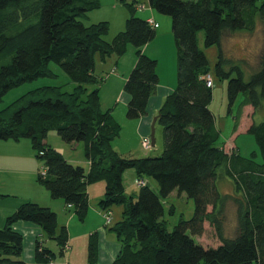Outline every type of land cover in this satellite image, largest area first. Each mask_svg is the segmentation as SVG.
Listing matches in <instances>:
<instances>
[{
  "label": "trees",
  "instance_id": "trees-1",
  "mask_svg": "<svg viewBox=\"0 0 264 264\" xmlns=\"http://www.w3.org/2000/svg\"><path fill=\"white\" fill-rule=\"evenodd\" d=\"M120 2L130 18L125 30L108 42V22H84L101 8V0H0V103L11 90L52 77L51 63L76 84L73 92L59 87L37 89L0 112V142L30 140L46 168L37 182L53 200H63L80 221L89 212V186L105 182V197L100 202L103 213L123 207L121 220L107 227L121 246L112 264H264V117L247 128L263 162L226 151L219 143L221 132L210 109L213 89L206 83L212 75L210 63L198 44V35L204 32L206 48L219 47L215 73L228 80L230 107L240 95L245 97L239 118L245 107L255 114L264 113V47L258 70L248 81L222 47L226 35L252 33L259 22L264 23V2L258 6V0H149L153 10L172 19L178 86L158 115L157 124L165 136L162 155L143 159L125 158L115 150L113 143L121 126L111 111L103 110L100 90H89L98 82L96 57L103 61L113 55L122 57L129 45L136 48L138 60L124 87L130 98L128 119L146 115L159 85L158 62L142 51L156 38L157 30L148 19L136 16L137 1ZM51 132L67 144H84L88 171L72 165L46 143ZM128 170H134L137 178L153 179L159 191L148 185L137 196L127 195L124 174ZM222 178L232 184L239 206L234 238L223 235ZM175 192L194 200L195 214L191 220L182 218L169 231L163 220L164 201ZM18 222L39 226L44 236L56 241L61 256L68 251L69 231L67 227L59 231L57 214L27 202L0 227V264H28L22 259L24 237L14 230ZM207 223L220 237L218 247H205L196 240L205 233ZM56 258L37 238L36 262L53 264ZM88 258L89 264H98L97 233L90 238Z\"/></svg>",
  "mask_w": 264,
  "mask_h": 264
},
{
  "label": "rangeland",
  "instance_id": "rangeland-1",
  "mask_svg": "<svg viewBox=\"0 0 264 264\" xmlns=\"http://www.w3.org/2000/svg\"><path fill=\"white\" fill-rule=\"evenodd\" d=\"M102 1V0H101ZM133 0H127V2L131 3ZM139 5H143L147 3L146 0H136ZM146 1V2H145ZM264 0H258L257 5L260 6ZM140 7V6H139ZM122 15V17H121ZM164 21H168V30L170 24V30L172 31V19L168 16H164L159 14ZM136 16L146 20L145 13L140 9L137 10ZM130 18V12L128 9L118 0L116 10L112 7V4H109L105 1L101 2V8L89 15L87 19L84 20L85 24H97L100 22H108L110 24V31L106 37L108 42H111L114 37L123 32L126 28V21ZM167 26L163 24L162 28L165 29ZM159 31V29H157ZM160 48H155L154 52L160 53L163 57H161V67L164 69L167 67L169 55L173 53V50L169 51L168 43L160 42ZM198 44L201 51H203L210 63V68L212 72V78L214 82L213 89V98L210 105V109L215 115L217 126L221 132L220 144L224 145L227 152L230 154L238 153L244 158H255L258 162H263L261 153L257 146L255 137L252 134L247 132V128L255 122L259 124L262 122L264 117V113L253 112V109L250 107H245L241 117L239 118L240 113V105L244 100V95H240L236 101V103L230 107V102L228 98V80H221L216 76L215 70L216 65L220 59V49L218 46H213L211 48H206L205 46V34L204 32L199 33L198 35ZM223 50L226 53V57L233 59V61L238 65L241 70L244 72L245 79L248 81L252 74H254L258 70L259 66V57L262 53L264 47V23L259 22L257 28L254 32H241L235 35H226L223 41ZM136 48L133 45L128 46V50L126 54L122 57L113 56V63L117 60L124 63L129 58L133 57L136 54ZM147 55V54H146ZM111 61V60H109ZM107 63H111V62ZM178 62V56H177ZM169 65V64H168ZM232 66H229L227 70H230ZM50 71L52 72V77H42L35 81L28 82L23 84L22 86L11 90L0 103V112L9 108L12 104L17 102L23 96L28 93L35 91L37 89H42L45 87H59L64 92H73L76 84L70 79V77L62 70L61 67L56 65L55 63H51L49 66ZM94 72L98 79V82L95 85L89 87V90H93L98 88L100 90L101 104L104 110L109 108L110 106H115V112H113V116L116 121L121 126V132L119 136L115 139L113 146L117 152H119L125 158H157L162 155L163 145L165 141L164 129L160 125H156L155 127V139L156 145L151 150H145L142 145L141 137L138 138L137 135V120H130L127 118L128 113V105L127 107L123 105V101L118 99L119 91L122 87V83L118 77H120V72L113 67L107 68L98 56L96 57V65ZM236 73L234 77H236ZM110 79V81H109ZM125 83L123 85L124 89ZM208 87V86H207ZM209 88V87H208ZM118 93V94H116ZM151 139V135H149ZM8 143L16 145V143H22L21 145H25L26 149H30L32 154V159L30 163H24L21 165H10L8 166V170L1 171L0 170V194H14L12 196L11 201H20L21 198H35L41 204H46L45 199H52L48 190L41 186L36 179L38 178L39 173H43L46 168L44 163L41 162L36 155L32 147V143L30 140L24 139L20 142L9 141ZM50 146H52L55 150L61 153L65 159L74 166H81L88 171V161L84 152V144L83 143H74L67 144L65 143L60 136L56 132H51L46 140ZM6 144V142H0V146ZM138 144L141 152L136 151V145ZM163 149V150H162ZM119 150V151H118ZM160 153H156L157 151ZM156 151V152H155ZM137 152V153H136ZM1 154V150H0ZM0 158V165L3 163ZM31 162L34 163V166L31 165ZM29 166V167H28ZM32 166V167H30ZM1 169V168H0ZM3 172V173H2ZM33 172L34 180L30 181H22L19 182L17 179H21L22 174ZM136 173L134 170H128L124 174V185L126 188L127 195H135L137 196L140 190V187L136 185ZM149 186L155 190L159 191L158 184L153 180L149 179ZM38 183V184H37ZM100 183V182H98ZM105 185V182H102ZM24 186L25 190L16 192L13 185ZM97 184V183H96ZM31 185H36L37 193L31 191ZM142 188V187H141ZM219 188L221 193L225 196L224 203V223H223V235L225 238H234L238 233V223H239V206L236 201V196L234 193V188L230 181L226 178H222L219 182ZM38 189L42 191L41 195L38 192ZM98 192L100 194V186H97ZM20 192V193H18ZM22 196V197H21ZM93 196V194H92ZM50 197V198H49ZM10 201V200H9ZM52 202H58L62 200H50ZM91 202L90 205H94V201ZM165 206V216L163 220L167 223L168 230L172 231L178 222L183 218L185 220H191L195 214V202L194 200L188 198L185 194L181 195L178 192L173 193L167 200L164 201ZM44 207V206H42ZM90 207V206H89ZM93 208V206H92ZM174 208V212L170 213V209ZM97 209V206H96ZM113 214V213H112ZM74 215V212L68 210L59 213L58 212V224L59 231L62 226L68 223L70 217ZM116 219V215L113 216ZM122 218V217H121ZM121 218L119 220H121ZM81 223H85L84 226ZM97 223V217L94 212H92L91 208L88 212L87 218L85 222H81L78 217H75L74 222L72 223L71 232L72 234H81L86 230L91 228L93 235L96 231H94ZM108 230V229H107ZM109 232V231H108ZM80 239L75 243V264H86L88 260V247L90 236ZM41 240H43L44 245L56 253L57 258L53 264H63V261L67 255L61 256L59 247L57 246L56 241L48 239L46 236H42ZM84 240V243H83ZM198 243L204 245L205 247H218L221 244L220 237L218 236L215 228H213L209 223L206 224L205 233L196 238ZM32 240L29 241L28 235L24 237V252L22 259H29V254L33 255V244ZM32 244V246H31ZM84 246V247H83ZM86 247V251L84 248ZM69 257V256H68ZM82 260V261H81ZM84 261V263H83ZM72 263V262H71ZM38 264V263H33Z\"/></svg>",
  "mask_w": 264,
  "mask_h": 264
},
{
  "label": "crops",
  "instance_id": "crops-1",
  "mask_svg": "<svg viewBox=\"0 0 264 264\" xmlns=\"http://www.w3.org/2000/svg\"><path fill=\"white\" fill-rule=\"evenodd\" d=\"M102 1H105L109 4H112V7L116 10L118 0H102ZM133 1H136V0H133ZM146 1H147V3H145L143 5H141V4L139 5L140 6L139 9L145 13V17H146L145 19L146 20L147 19H153L156 23L159 24V28H158L159 31H157L156 38L151 43H149L147 46H145L142 51L144 54H147V56L157 60V62H158L157 72L159 75V85H158L155 93L153 94V96L151 97V99L149 101L146 115L143 116L141 119L136 121L137 122L136 123V125H137V132L136 133L138 135V138L141 137L142 142L145 138H149V135H151L152 125H153V121H154L155 117H158L160 109L162 108L165 100L167 99L168 96H170L175 91V89L178 86L177 46L175 43V39L173 37V33H171V30H170V24H169V30H168V21H164V19H162V17H160V15L155 10H153L151 8V6L149 4V0H146ZM121 17H122V15H121ZM163 24H165L167 26L165 29L162 28ZM160 42L168 43L167 46L169 45V51H171V49L173 50V53H171V55H169V59H168L169 65L167 64V67L164 69L161 67V57H163V56L160 53L156 54L154 52L155 48L161 47V44L159 45ZM160 51H162L161 48H160ZM113 56H115V55H113ZM113 56H111L110 58H108L105 61L101 60V58L99 56H98V58L102 62H104L105 66L107 68L109 67V65H110V67L114 66V69H116L118 71V73L120 72L121 75L118 78L120 79V81L122 83V87H121L120 91L118 92L119 94L118 93H116V94L119 95L118 99H121V101H123V105L127 107L128 103L130 101V98L126 94L125 90L123 89V85H124V83L126 84V81L129 77L130 73L132 72V70L135 68V66L137 64V60H138L137 51L133 57L129 58L127 61H124V63H121V61H118V60L115 63H113V59H112ZM109 60H111V61H109ZM108 61L111 63H107ZM94 74H95V72H94ZM95 77H96V75H95ZM109 81H110V79H109ZM103 110H104V108H103ZM104 111H111L112 114H114L113 112H115V106H110L109 108H106ZM21 144L22 143H16V145H13V144L6 142V144H3L0 146V150H1L0 158L2 159L1 161H3V163L0 165L1 171L8 170L7 167L10 165H13V164H15V165L19 164V165L23 166L24 163H30V161L33 159L30 149H26L25 148L26 146L21 145ZM137 149H138V152H141L138 144L136 145V151H137ZM163 149H164V145H163ZM162 150H159L157 152L155 151V152L160 153V151H162ZM31 165L34 166V163L31 162ZM88 166H90L89 162H88ZM30 167H32V166H30ZM32 173L33 172L22 174V176H21L22 180L19 179L20 178L19 177L17 179V181H19V182L26 181V180L30 181V177H31V181L34 180V176ZM136 178H137V175H136ZM146 180H147L148 184H150L149 179H146ZM36 182H37V179H36ZM97 186H100V189H99L100 194H97V192H98ZM13 187L15 188L16 192L18 190H20V191L25 190L23 185L18 187L15 184V185H13ZM36 188H37L36 185H31V191H33L34 193H37ZM105 190H106V184L104 185L102 182L91 185L88 188L89 201H91V200L94 201V205H92L93 208L90 205L91 202H89V205H90L89 210L91 208L92 212H94L96 217H97L96 227L94 228L95 229L94 231H96V232L94 234L97 233V236H98V247H99L98 264H112L115 261V259L117 258V256L119 255L120 248H121V246L117 240L116 235L113 232L109 231V228H107L105 226V219L103 217V210L100 207V202L105 197ZM38 192L41 195L42 191H40V189H38ZM18 193H20V192H18ZM92 194H93V196H92ZM0 195L2 196L0 198V227H3L5 225L7 218L9 216H11L22 204L27 203V202H33V203H36L40 206L47 207V208L51 209L52 211H54L57 214V216H58V212L61 213V212L68 211V210L74 212V215H72L70 217L68 223L62 227H67L68 231H69V247H68V251L64 255V257L66 255H67V257H65L63 264H75L76 260H75L74 256H75V243H76V241H79L80 239H84V238L88 237L89 235L92 234L93 230H91V228H90L89 230H86L85 232H83L81 234H76V235L72 234V232H71L72 223L74 222L75 217H77L74 210H71L69 207H67V205L65 204V202L63 200L58 201L56 203V202L50 201L52 199H45L46 204L43 205V204H41V202H38L39 200L37 201V199H35V198L32 199L31 197L30 198H21L20 201L16 202V201H11V199H9L12 196H14V194L7 193V194H0ZM96 206H97V209H96ZM112 213H113V216L116 215V219H114V223L116 224L117 222L120 221L119 219L122 217L123 207H114L112 210ZM81 222H85V221H81ZM81 224L84 226L85 223L84 224L81 223ZM14 230L21 233L23 235V237L28 235L29 241L30 240L33 241L32 244H33L34 254L33 255L29 254V256H28L29 259L27 258V259H25V261L28 264L37 263L35 260L36 241H37V238H41L42 236H44L42 229L33 223L18 222L14 225ZM91 236H90V238H91ZM84 240H83V243H84ZM89 243H90V241H89ZM32 244H31V246H32ZM84 251H86V247L84 248ZM87 255L89 256V247H88ZM83 263H84V261H83ZM85 263L89 264V258H88L87 262L85 261Z\"/></svg>",
  "mask_w": 264,
  "mask_h": 264
},
{
  "label": "built area",
  "instance_id": "built-area-1",
  "mask_svg": "<svg viewBox=\"0 0 264 264\" xmlns=\"http://www.w3.org/2000/svg\"><path fill=\"white\" fill-rule=\"evenodd\" d=\"M148 24L150 26H152L153 29H156L157 30L159 28V24L156 23L153 19H148ZM206 83H207V86L209 88H212L214 86L213 78H212L211 75H208L206 77ZM142 145H143V147H144L145 150H150L152 148V140L150 138H145L143 140ZM136 185L141 188V187L147 186L148 183H147V180L146 179H144V178H138V179H136ZM112 215L113 214L111 212H104L103 213V217L105 219V226L106 227H109V226L112 225V223H113Z\"/></svg>",
  "mask_w": 264,
  "mask_h": 264
},
{
  "label": "water",
  "instance_id": "water-1",
  "mask_svg": "<svg viewBox=\"0 0 264 264\" xmlns=\"http://www.w3.org/2000/svg\"><path fill=\"white\" fill-rule=\"evenodd\" d=\"M158 118L159 117H155L154 121H153V125H152V133H151V140H152V146L155 147L156 145V139H155V127L156 124L158 123Z\"/></svg>",
  "mask_w": 264,
  "mask_h": 264
},
{
  "label": "bare ground",
  "instance_id": "bare-ground-1",
  "mask_svg": "<svg viewBox=\"0 0 264 264\" xmlns=\"http://www.w3.org/2000/svg\"><path fill=\"white\" fill-rule=\"evenodd\" d=\"M152 148H153V146H152ZM152 148H151V149H152ZM151 149H150V150H151ZM147 183H148V182H147ZM148 185H149V184H148ZM148 185H147V186H148Z\"/></svg>",
  "mask_w": 264,
  "mask_h": 264
}]
</instances>
